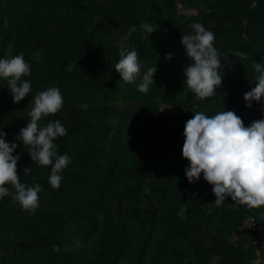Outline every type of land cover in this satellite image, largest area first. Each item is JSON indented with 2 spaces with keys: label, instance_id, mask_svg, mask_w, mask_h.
<instances>
[{
  "label": "trees",
  "instance_id": "obj_1",
  "mask_svg": "<svg viewBox=\"0 0 264 264\" xmlns=\"http://www.w3.org/2000/svg\"><path fill=\"white\" fill-rule=\"evenodd\" d=\"M197 22L214 33L224 66L222 85L205 100L185 84L180 43ZM121 43L142 66L131 84L115 71ZM20 53L32 88L14 103L0 78V130L18 145L20 182L42 191L34 212L11 196L0 200V264H264V206L230 197L217 206L202 174L188 182L182 157L195 112L234 111L245 126L264 118V105L248 108L243 98L256 83L252 61L264 63V0H0V58ZM150 66L155 83L141 93ZM50 87L64 103L39 123L60 121L67 135L55 143L71 158L59 189L49 183L51 167L15 139L34 97ZM182 207L186 218L177 215Z\"/></svg>",
  "mask_w": 264,
  "mask_h": 264
},
{
  "label": "clouds",
  "instance_id": "obj_2",
  "mask_svg": "<svg viewBox=\"0 0 264 264\" xmlns=\"http://www.w3.org/2000/svg\"><path fill=\"white\" fill-rule=\"evenodd\" d=\"M255 7V5H253ZM193 34H184L180 43L189 61L184 68L185 84L198 100H205L216 95V89L223 82L221 54L214 47L215 35L206 30L201 23L190 25ZM140 28L151 34L154 27L142 23ZM132 27L128 36L136 32ZM128 36L124 40H128ZM174 53H168L166 60H171ZM236 56L245 53L235 52ZM119 61L115 71L126 83H134L141 77V63L138 51L129 50L126 43L120 44ZM251 67L257 74L255 86L244 93L246 107L251 108L253 101L264 105V63L252 61ZM157 68L150 66L143 72L138 91L147 93L154 84ZM31 74V66L25 61L23 53L11 58H0V78L7 80L8 89L14 103L21 102L29 95L32 85L23 79ZM64 103L58 87H50L34 97L33 107L29 112L30 121L20 129L16 140L29 146L28 154L33 162L42 167H51L49 183L53 189H59L63 179L61 173L71 162L68 154H59L55 143L58 137L67 135L66 128L59 120L41 126L43 117L57 114ZM185 139L182 157L188 161L185 175L190 184L203 179L212 186L215 204L221 205L230 197L233 202L247 205L249 208L264 206V118L245 126L241 117L234 111H220L214 116L204 112H195L193 118L184 125ZM6 133L0 130V200L11 196L24 211L34 212L39 207L40 184L28 186L20 182L18 175L19 155H14L18 145L6 142ZM24 175L29 174L26 167ZM11 185L14 191H10ZM186 209L177 213L181 218ZM53 251H60L53 246Z\"/></svg>",
  "mask_w": 264,
  "mask_h": 264
},
{
  "label": "built area",
  "instance_id": "obj_3",
  "mask_svg": "<svg viewBox=\"0 0 264 264\" xmlns=\"http://www.w3.org/2000/svg\"><path fill=\"white\" fill-rule=\"evenodd\" d=\"M246 224L248 225V227L252 228V225H251L252 224V219L249 218V220H248V222H246Z\"/></svg>",
  "mask_w": 264,
  "mask_h": 264
},
{
  "label": "rangeland",
  "instance_id": "obj_4",
  "mask_svg": "<svg viewBox=\"0 0 264 264\" xmlns=\"http://www.w3.org/2000/svg\"><path fill=\"white\" fill-rule=\"evenodd\" d=\"M248 220H249V219H247V220L245 221L244 225L246 224V222H248ZM246 225H247V224H246ZM252 225H253V224H252ZM247 226H248V225H247Z\"/></svg>",
  "mask_w": 264,
  "mask_h": 264
}]
</instances>
